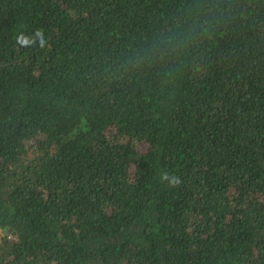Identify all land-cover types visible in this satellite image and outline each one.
I'll use <instances>...</instances> for the list:
<instances>
[{"label":"trees","instance_id":"trees-1","mask_svg":"<svg viewBox=\"0 0 264 264\" xmlns=\"http://www.w3.org/2000/svg\"><path fill=\"white\" fill-rule=\"evenodd\" d=\"M0 232V264H264V0H0Z\"/></svg>","mask_w":264,"mask_h":264},{"label":"clouds","instance_id":"clouds-1","mask_svg":"<svg viewBox=\"0 0 264 264\" xmlns=\"http://www.w3.org/2000/svg\"><path fill=\"white\" fill-rule=\"evenodd\" d=\"M37 35H40L41 38H43V34H42V32L37 31ZM17 42H18V43H21L22 45H25V46L28 44V41H26V40H22L21 37H18V38H17ZM43 46H44V45H43V43H42V44H41V47H43ZM163 179L168 180L169 177H168L167 175H165V176L163 177ZM179 182H180V181H179V178H178V177H173V178L171 179V181H170V183H171L172 186H175V185L179 184ZM8 235H9V232H5V233H1V232H0V237H1V236L8 237Z\"/></svg>","mask_w":264,"mask_h":264},{"label":"rangeland","instance_id":"rangeland-1","mask_svg":"<svg viewBox=\"0 0 264 264\" xmlns=\"http://www.w3.org/2000/svg\"><path fill=\"white\" fill-rule=\"evenodd\" d=\"M138 149H139V150H145V149H147V146H146V145L139 146Z\"/></svg>","mask_w":264,"mask_h":264}]
</instances>
